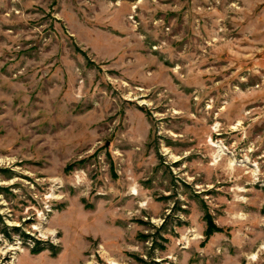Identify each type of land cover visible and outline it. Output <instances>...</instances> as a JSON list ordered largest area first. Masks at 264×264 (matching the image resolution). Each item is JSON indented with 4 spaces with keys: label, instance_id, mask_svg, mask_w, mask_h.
<instances>
[{
    "label": "rangeland",
    "instance_id": "1",
    "mask_svg": "<svg viewBox=\"0 0 264 264\" xmlns=\"http://www.w3.org/2000/svg\"><path fill=\"white\" fill-rule=\"evenodd\" d=\"M111 261L264 264V0H0V264Z\"/></svg>",
    "mask_w": 264,
    "mask_h": 264
},
{
    "label": "trees",
    "instance_id": "2",
    "mask_svg": "<svg viewBox=\"0 0 264 264\" xmlns=\"http://www.w3.org/2000/svg\"><path fill=\"white\" fill-rule=\"evenodd\" d=\"M207 218H208V224H209L208 229H207V233L210 235L213 232V230H215L216 227L213 224L212 220L210 219V216L209 215H207ZM16 231H18V230H16ZM25 236L28 239H31V237H29L28 235H25ZM39 244H40V241H36V243H35V246L36 247H34L32 249V253L38 254V253H40L42 251V248L39 247Z\"/></svg>",
    "mask_w": 264,
    "mask_h": 264
},
{
    "label": "bare ground",
    "instance_id": "3",
    "mask_svg": "<svg viewBox=\"0 0 264 264\" xmlns=\"http://www.w3.org/2000/svg\"><path fill=\"white\" fill-rule=\"evenodd\" d=\"M218 150H219V155L222 156L224 155L225 153V149L224 147H221V146H217ZM251 259L255 260L256 259V256L254 255ZM112 262V261H111ZM112 264H117L115 262H112Z\"/></svg>",
    "mask_w": 264,
    "mask_h": 264
}]
</instances>
